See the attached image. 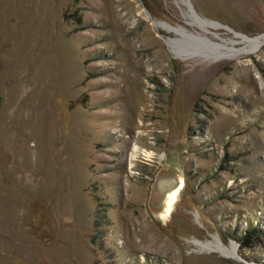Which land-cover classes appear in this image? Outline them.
<instances>
[{
	"label": "rangeland",
	"instance_id": "1",
	"mask_svg": "<svg viewBox=\"0 0 264 264\" xmlns=\"http://www.w3.org/2000/svg\"><path fill=\"white\" fill-rule=\"evenodd\" d=\"M261 38L264 0H0V264H264Z\"/></svg>",
	"mask_w": 264,
	"mask_h": 264
},
{
	"label": "water",
	"instance_id": "2",
	"mask_svg": "<svg viewBox=\"0 0 264 264\" xmlns=\"http://www.w3.org/2000/svg\"><path fill=\"white\" fill-rule=\"evenodd\" d=\"M1 101V96H0ZM178 180L168 171L161 172L157 175V182L155 183L154 195L157 200L160 201L161 198L165 197L166 193L173 190L177 186Z\"/></svg>",
	"mask_w": 264,
	"mask_h": 264
},
{
	"label": "bare ground",
	"instance_id": "3",
	"mask_svg": "<svg viewBox=\"0 0 264 264\" xmlns=\"http://www.w3.org/2000/svg\"><path fill=\"white\" fill-rule=\"evenodd\" d=\"M202 21V20H201ZM203 23V21H202ZM213 25V24H212ZM215 25V24H214ZM217 26V25H216ZM215 26V27H216ZM171 40V39H170ZM247 41V45L245 48H236V49H230L231 51H229L231 54H229L228 56L230 57H233V56H237L238 54H250V53H253V52H256L260 46L263 45L264 43V38H261V39H248L246 40ZM173 44V43H172ZM217 45H222L220 43H216ZM213 46V45H212ZM218 47V46H217ZM137 150H138V146L135 144L134 148H133V153H132V158L136 156V153H137ZM177 189H173V190H170L166 193V195H168V199L171 198V195L175 193ZM165 195V196H166Z\"/></svg>",
	"mask_w": 264,
	"mask_h": 264
}]
</instances>
